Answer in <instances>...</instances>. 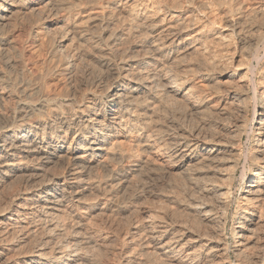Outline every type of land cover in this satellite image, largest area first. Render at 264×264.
<instances>
[{"label": "bare ground", "instance_id": "obj_1", "mask_svg": "<svg viewBox=\"0 0 264 264\" xmlns=\"http://www.w3.org/2000/svg\"><path fill=\"white\" fill-rule=\"evenodd\" d=\"M0 264H264V0H0Z\"/></svg>", "mask_w": 264, "mask_h": 264}, {"label": "rangeland", "instance_id": "obj_2", "mask_svg": "<svg viewBox=\"0 0 264 264\" xmlns=\"http://www.w3.org/2000/svg\"><path fill=\"white\" fill-rule=\"evenodd\" d=\"M14 42L17 45V47H20L23 53V59L25 62V68L26 71L28 72V74H32L33 76L37 74V65H39L41 62V58L34 53V49L32 44L27 40L25 41V39L22 37V35L18 32H16V34H14ZM25 41V43H24ZM50 85V92L51 94H54L58 91V86H57V82L56 81H51L49 83ZM253 117V112L251 109V113L249 116V119L252 120ZM249 147V144H245V150H247ZM237 185H239V181L237 180V182H235V187H238ZM238 194V193H237Z\"/></svg>", "mask_w": 264, "mask_h": 264}]
</instances>
